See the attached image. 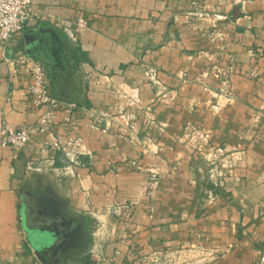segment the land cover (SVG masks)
Here are the masks:
<instances>
[{
  "label": "crops",
  "instance_id": "obj_1",
  "mask_svg": "<svg viewBox=\"0 0 264 264\" xmlns=\"http://www.w3.org/2000/svg\"><path fill=\"white\" fill-rule=\"evenodd\" d=\"M31 10L0 45V131L30 132L21 151L0 147V264H45L21 211L34 199L51 208L35 236L59 221L72 232L57 264H264V0H32ZM81 17L73 39L66 28ZM20 53L46 68L51 107L35 109L6 62Z\"/></svg>",
  "mask_w": 264,
  "mask_h": 264
},
{
  "label": "built area",
  "instance_id": "obj_2",
  "mask_svg": "<svg viewBox=\"0 0 264 264\" xmlns=\"http://www.w3.org/2000/svg\"><path fill=\"white\" fill-rule=\"evenodd\" d=\"M31 7L32 0H0V45H8L31 20L33 17ZM87 26V21L81 17L74 25L67 27L66 30L75 39L80 31L86 29ZM252 56L256 57L255 54ZM6 62L15 72L24 75L26 78L27 96L35 109L39 110L55 104L56 101L50 93L48 73L42 63L25 53L10 57ZM156 74L157 71L154 68L147 71V76L150 78H153ZM246 76L252 80L258 79V74L254 70L247 73ZM225 94H230V83L228 80L225 81ZM29 140L30 132L27 128H16L6 125L0 131V147L3 149L21 151ZM67 148L70 149L69 155L72 161L78 160L79 146L75 141H68ZM138 170H141V167H138ZM159 186L160 179L158 175L156 173L150 174L146 180L143 196L146 201V214L150 219L154 217L155 200ZM136 204V202H133L131 205H125L124 208L128 211ZM129 213L124 215L128 216Z\"/></svg>",
  "mask_w": 264,
  "mask_h": 264
},
{
  "label": "flooded vegetation",
  "instance_id": "obj_3",
  "mask_svg": "<svg viewBox=\"0 0 264 264\" xmlns=\"http://www.w3.org/2000/svg\"><path fill=\"white\" fill-rule=\"evenodd\" d=\"M46 209L51 210L48 204H44L39 199H34L30 202L24 201L22 203L21 211L26 216L24 224L28 230L27 232L30 233V238L35 243L40 242L37 240L38 237L35 236L36 230L43 229L46 226L47 220L44 215L47 214L43 213ZM48 230L50 231L51 243L52 241L56 242L54 248L50 251L38 252L37 254L45 264H57L61 252L71 246L73 235L67 225L61 224V221L50 223Z\"/></svg>",
  "mask_w": 264,
  "mask_h": 264
},
{
  "label": "water",
  "instance_id": "obj_4",
  "mask_svg": "<svg viewBox=\"0 0 264 264\" xmlns=\"http://www.w3.org/2000/svg\"><path fill=\"white\" fill-rule=\"evenodd\" d=\"M48 229V226L46 227ZM50 234V232H49ZM48 235H39L37 240L40 241L38 243H34L37 246L36 252H46V251H50L54 248L55 245V241H52L51 243V237Z\"/></svg>",
  "mask_w": 264,
  "mask_h": 264
}]
</instances>
